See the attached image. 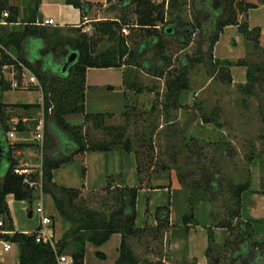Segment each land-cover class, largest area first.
<instances>
[{"label": "trees", "instance_id": "obj_1", "mask_svg": "<svg viewBox=\"0 0 264 264\" xmlns=\"http://www.w3.org/2000/svg\"><path fill=\"white\" fill-rule=\"evenodd\" d=\"M8 2L9 0H0V14L5 10H9L7 20L13 21L15 17L12 14L16 11ZM66 3L79 8L83 14H86L92 6L91 2L84 0H66ZM130 6H135L136 25L139 28H144L147 34L132 50L128 48L124 39L119 37L116 47L97 52L95 40L87 32H83L81 28L77 29L80 35L68 39L63 45V50H61V43L53 45V39L45 27H38L34 24L38 19L37 11L22 32L3 33L0 26V145L2 153L8 159L5 165H0V217H3L5 223L3 228L14 231L12 234H4L3 238L18 245L20 264H58L57 255L67 253V251L73 259V264H85L87 242L101 246L115 233L122 235V241L119 248V257L113 264H163L159 260L139 258L131 244L132 238L140 237L147 231H160L163 228L167 231L171 227L169 204L157 207L156 218L158 224L155 227L150 225L138 227L136 224V205L139 189L146 180L148 186H150L153 178L152 174L147 177L143 176V167L149 168L150 163L143 164L140 146L154 143L156 132L154 130L161 128L162 124L159 122V124L154 123L156 117L162 116L164 118L163 131L166 134V142L169 143L168 148L172 151L176 149L175 152L169 154L171 163H163L161 170L170 171L172 168V171V163L174 166L178 164L180 146H185L190 150L185 155V163L197 167L200 173V178L195 179L188 186L184 175L178 174L177 169L174 168L176 178L189 191V208L185 224H198V204L203 200L212 202V198L204 195V190L208 195L212 194L213 197L217 198V195L222 194L223 188L221 183L224 180L223 175L218 170L210 172V168L204 159L202 143L205 141L188 137L187 130L180 125L178 117L171 114L172 109L178 110L182 107L179 101L182 91L192 87L189 80V71L196 63H203L212 76L216 74L228 84L233 82L231 73L233 66L246 67L247 82L240 83L238 87L248 93L255 94L259 98L264 112V62L253 65L241 58L237 60L218 59L213 55L214 46L220 39L224 28L228 25H238L240 32L244 34L247 40L253 42L256 47L263 48L260 46V28H250L248 21V10L257 7L258 4L249 0H204L200 4L204 19L201 20L197 17L196 25H187L183 22L185 27L178 37L180 44L187 45L190 38L196 33V29L200 28L199 57L190 54L180 55L177 58V67L164 57L158 65H155L152 60L143 61L142 65L147 69L165 71L169 74V77L166 80L164 102L161 104L160 112H156L157 107L154 104L149 111H146V115L151 117V123L150 125L147 122L143 123L141 132L132 129L134 123L132 124L129 119L131 117V111L129 110L124 112L128 116V120L120 125H109L107 123L108 117L113 116L110 113L86 111L88 68H125L130 66L132 63L128 58L140 57L148 49L161 47L163 45V34L173 35L176 25L172 24L182 22L180 16L168 22L164 3L155 4L152 0H121V8ZM176 6L177 3L173 0L170 8L173 9ZM98 22L100 23H98L97 31L103 30L107 34L114 35L116 33L115 28L119 27L118 22L114 20ZM126 23L131 24L130 22ZM170 27L172 28L171 31H169ZM35 43L41 44V57H36L32 53ZM10 45L16 46L19 50L16 58L8 52ZM72 52H76L77 57L74 62L67 65L64 71L63 67ZM48 55L52 56L53 62L56 63V71H53L48 62L44 60ZM9 65H13L18 69L16 77L19 86H21V76L25 75L26 69L35 74L39 85L30 88L42 90L43 101L41 103L8 104L3 102V92L13 89L12 80H8L4 73V67ZM134 85L135 83L130 84V86ZM136 90L142 92V87H138ZM195 106L197 114L203 122L214 123L218 127L223 126L219 121L216 109L210 112L202 110V105L197 101ZM42 109L44 110L46 122L45 138L46 131H48V134L52 133L58 145L56 149H50L49 145L48 147H46V144L44 145L43 190L54 197L59 213L72 223L63 238L58 241L57 251L49 243L37 241L38 228L30 233L15 230L7 202V196L10 194H13L17 200H31L34 197V189L25 181L26 176L14 172V168L19 164L15 151L30 145V143H10L6 137L7 132L15 129L19 133H28L30 131L28 121L38 115ZM73 114H81L84 120L83 123L71 124L68 121V116ZM15 117L18 119L17 123H14L13 119ZM37 122L38 120L34 121V127ZM92 127L103 129L108 137L93 141L91 138ZM62 137L66 138L63 145L64 140ZM262 138H264V135ZM113 149H121L136 154L140 186L124 185L122 180L119 184H116L115 182L119 177L110 176L104 191L112 195L114 199L115 206L112 209L100 210L76 205L75 202L81 197L84 187L68 188L57 184L53 180V171L72 161L83 162L82 172L83 177H85V153L87 151H110ZM255 157V155H250L249 160H253ZM151 159L150 156V161ZM197 170L191 169L188 171V177H195L198 173ZM167 176L171 178L170 173ZM31 179L34 181L39 180L37 174H32ZM249 190L250 180L233 185L231 192L233 194L232 199L236 202L235 207L226 203L229 208L225 220L216 223L215 226H207L209 245L206 255L211 264L212 260L215 262L220 260V252L214 248L216 243L214 228L220 227L233 232L236 229L234 219L239 220L237 227L240 229L241 236L239 241L233 244L238 246V250L234 252L232 260L242 259L243 262L249 264H264V243L259 244L253 241V246L256 248L261 247V249L252 251L251 238L254 232L252 222L241 218L242 195ZM103 204L107 206L108 201ZM97 254L101 255V252L97 251Z\"/></svg>", "mask_w": 264, "mask_h": 264}, {"label": "rangeland", "instance_id": "obj_2", "mask_svg": "<svg viewBox=\"0 0 264 264\" xmlns=\"http://www.w3.org/2000/svg\"><path fill=\"white\" fill-rule=\"evenodd\" d=\"M152 1L155 4L164 3V9L165 11H167L166 19L168 20V22H171L178 16L181 17L182 22L180 24H172L176 25L173 35L163 34V45L161 47H153L151 49H148L140 57L128 58L132 64L124 68L126 75V85L130 86V84L135 83L134 86H130L132 88L131 90H136L138 87H142V95L137 100V104L135 106L132 105L134 102H136L135 97H132L131 101H129L130 105L124 106L125 111H131V117L129 119L132 124L134 123L132 129L136 132H141L143 130L141 126L143 123L147 122V124L149 123L150 125L151 117L146 115V111H149L153 104L157 107L156 112H160L162 108L161 104L164 102L166 80L169 77V74L165 71H157L153 70L152 68L147 69L142 65L143 61L152 60L155 65H158V63L164 57L167 58L175 67H177V58L180 55L190 54L195 57H199L198 48L200 42V28L196 29V33L190 38V41L187 45L180 44V42L178 41V37L185 27L184 24L196 25L197 17H199L201 20L204 19L202 16L203 13L200 10V4L204 0H175L177 6L173 9L170 8V4L173 0ZM249 1L258 5L264 2V0ZM120 4L121 0H113L112 4H110V6L105 10L112 11V15L104 21L114 20L119 24V27L115 28L116 33L114 35L111 33H104L103 30L97 31L98 23L100 22H92L93 25L87 32L88 35L95 40L97 52L116 47L119 42V37H122L124 39L126 45L130 50L135 49L138 43L142 41L147 35L144 31V28H139L136 25L137 14L135 13V6L120 8ZM126 22H130L131 25L128 26ZM77 29L78 28H62L57 30L53 29L49 32L51 38L53 39V45H58L61 43L62 46L60 48L61 50H63V45L68 41V39L75 38L80 35ZM40 46L41 44L35 43L34 50H32L33 55L36 57H41ZM262 49L263 48L256 47V45L251 42L250 44H247L245 51L240 54L239 58L244 59L248 63L253 65L256 63L260 64L264 62V50ZM44 60L48 62V65L53 71H56L57 66L56 63L53 62L52 56L48 55L44 58ZM94 69L97 71L91 72V75L96 74L99 81H104V83H107V78L111 80L114 77V74L112 72H109L108 69ZM25 72V75L21 76V87H19V90H12L4 94L3 101L27 103L37 100L40 93L30 91L34 90L31 88L34 87L35 84L29 85L28 81L31 73L29 71ZM6 77L8 80L11 79V76L9 74H7ZM189 80L191 86L197 92H199L196 101L202 105V110L210 112L216 109L219 115V121L222 123V128H224L225 130V135L222 138H219L215 141L203 140L205 142L202 143L204 159L208 167L210 168V172L218 170L221 172L224 178V180L221 182L223 185L222 194L219 196L217 195V198L213 197L214 195L212 194L208 195L204 190V195L208 196V198H212V202H210L212 216L211 225L215 226L216 223L223 222L225 220L229 208L226 203L235 207L236 202H234L235 200L232 199L233 194L231 192V187L236 184L245 183L248 180L252 181L253 179L257 182L258 179H263L264 177V138H262V136L264 135V112L261 107V102L255 94H251L242 90L240 87H238L240 83L238 84L232 82L231 84H228L227 82L223 81V79L219 78V76H217L216 74L212 76L206 70L203 63L198 62L190 69ZM94 89L101 90L102 88L94 87ZM106 90L107 89L105 87L104 92L106 94H103V96L108 95V92ZM150 92H152V95ZM184 94H187L189 95V97H191L189 98V101L190 99H192L193 92L191 90H185ZM104 98H109V96ZM124 110L118 112H105L113 115L111 117H108L107 123L109 125L124 124V122L128 120V116L124 114ZM179 111L180 109H172V116L178 117ZM80 115L81 114L70 115L68 116V120L70 122L73 121L74 123H76L78 121H76L75 119L80 118ZM196 115L198 114L195 112V114H193V116H191L189 119H192ZM38 118V115H36L32 120L30 119L28 121L30 127V131L28 133L15 132L20 136H26L28 138V143H30L31 147L35 148L37 154H39L40 157L41 150L38 143L34 140H31L33 138L35 128L34 121L38 120ZM158 122L164 123V118L162 116L156 117L154 123L159 124ZM157 129L154 130L156 131L153 140L154 143L152 145L147 144L145 146H140L141 160L143 164L150 163L149 168H146L145 166L143 167V176L147 177L148 175L152 174L153 178H155L160 176V174L170 173L171 175L177 177L175 174V169H177L178 174L184 175V177L186 178V185H191V183H193L195 179L200 178V173L199 170H197V167L195 168V166L187 165V163H185V155L187 154V152H190L187 147L180 146L181 151L178 155V164L177 166H174L172 163V171V168L170 169V171L161 170V165L163 163H171L169 154L171 152H175L176 149L172 151L168 148L169 143L166 142V134L163 131V128L161 127ZM107 137L108 135L103 129L92 127L91 138L93 141H99ZM8 139L14 142L17 141L16 138L13 139L9 137ZM62 139L64 140L62 143L63 145L66 138L62 137ZM45 140L46 147H48L49 145L50 149L57 148L58 145L54 136H52V133L48 134V131H46ZM193 147L195 148V146ZM250 155H255L256 157L253 160H249ZM150 156L152 157L151 161ZM39 157L37 158V160L39 159ZM38 162L39 161L35 160L34 163H31L30 165H35ZM82 168L83 167L80 166V172H82ZM191 169L197 170L198 173L195 175V177H188V171H190ZM119 179H117L115 183L120 182ZM144 183H146L147 186L149 185L147 180ZM183 188L185 187L183 186ZM185 189L187 190V193L189 195L188 189ZM146 199V196H142V199H139L138 201V218L139 216L141 218L140 214L142 210H145ZM51 200L52 198H47V203ZM105 201H108L107 206L103 204ZM50 203H52V201ZM75 203L79 206L91 207L100 210H109L115 206L112 195L105 192L104 189L82 191L81 197L76 200ZM33 207L35 208V205ZM62 217L70 223L71 227V221L64 216ZM26 218H29L27 213ZM238 222L239 220L234 219L236 229L233 232L225 229L223 230L224 237L222 236L223 238L221 242H216L214 245V248H216L220 252V260H216V262L212 260V264H249L243 262L242 259H236L235 261L232 260L234 252L238 250V246L233 244H236L241 236L240 229L237 227ZM138 224L140 225V222ZM146 225L148 224L146 223ZM198 233H200L202 236H207V233L205 231L199 230ZM114 241H116L115 237H113L110 242H108V244H111ZM253 241L254 237L251 238L252 251L261 249V247L256 248L255 246H253ZM131 244L136 255L141 259H152L156 261L159 260L163 264H195V262L191 260L171 259V250L169 248L168 242L166 241L165 228L161 229L160 231H147L140 237L132 238ZM110 252L113 253L112 250ZM67 253L69 254V251H67ZM15 255L17 256L16 249ZM86 256L88 264H100L101 262V257L99 258L91 248L87 250ZM164 258H167L166 261H164ZM110 262L111 257L101 264H109ZM209 264H211V261H209Z\"/></svg>", "mask_w": 264, "mask_h": 264}, {"label": "crops", "instance_id": "obj_3", "mask_svg": "<svg viewBox=\"0 0 264 264\" xmlns=\"http://www.w3.org/2000/svg\"><path fill=\"white\" fill-rule=\"evenodd\" d=\"M84 1L92 3V6L86 14H83L82 11L74 5L66 3V0H9V5L13 6L14 11H16L12 14L15 19L13 21H8L6 17L7 23L0 24L3 30L2 32L24 31L26 25L35 16L36 11L38 19L34 24L38 27H45L48 32L53 29L57 30L62 28H81L83 32H88L93 25L92 22L107 20L108 17L112 15V11L105 10L112 4L113 0ZM47 18H52L54 20L53 24L40 23ZM0 19H4L2 14H0ZM248 21L250 28H260V46L264 48V2L248 10ZM250 43L251 41L247 40L244 34L240 32L238 25H228L224 28L220 39L215 44L213 55L218 59L237 60L240 54L245 51L247 44ZM25 46L24 44V47ZM8 52L14 58L19 54L18 48L14 45L9 46ZM105 69H108L109 72L114 74L113 79H106V81H108L107 83L99 81L96 74L91 75V72L97 71L94 68H88L87 70L86 111L102 113L122 111L125 109V105H130L129 101H131L132 97L136 99V102L132 105H136L137 100L142 94L141 92H137V90H131L132 88L126 85L125 69ZM26 71L29 70L26 69ZM29 72L31 73V71ZM4 73L5 75L9 74L11 76L10 80L13 82V89L4 91L2 100L4 94L12 90H19V87H21L19 85L17 87L14 86V84L17 83L16 75L18 73V69L15 66H5ZM231 73L234 83L244 84L247 82L246 67L239 65L233 66ZM28 83L29 85H33V83L29 81ZM35 86L38 85L35 84ZM94 87H101L102 89H94ZM105 87L108 95L103 96V94H106L104 92ZM33 89L34 90L30 91L38 92L40 95L34 102L27 103H41L43 100L42 90L39 88ZM188 90L193 92L192 99H190L191 102L189 101L191 97L184 94L185 90L182 91L179 99L182 107L180 108L178 116V122L181 126L186 128L187 136L207 141H215L222 138L225 135L224 128L218 127L214 123L203 122L199 115L189 119L195 112L197 113L195 102L199 92L193 87ZM150 93L152 95V92ZM108 96L109 98H104ZM3 102L8 104L17 103L8 101ZM15 119L17 118L13 120ZM75 120L78 122L74 123L73 121H68L71 124H81L84 121L82 115ZM161 127H164V123L161 124ZM16 136L17 141L15 142H28L22 139L24 136H20L19 134ZM9 142L14 143V141ZM15 154L19 160L18 165L31 164L34 163L35 160L40 161L39 154H37L35 148L30 145L16 150ZM38 157L39 159L37 160ZM7 160L8 159L5 158L1 151L0 165H5ZM84 163L86 165L85 177H83L82 172H80V166L83 167V162L72 161L54 170L53 180L57 184L68 188L84 187L83 191L104 189L110 176L119 177V180H122L124 185L140 186V178L137 171V157L134 152H127L121 149L87 151L84 155ZM250 183V190L244 192L242 195L240 213L243 220H251L254 229V241L261 244L264 243V177L263 179H258L257 182L253 179ZM116 184H119V182ZM142 196L147 197L146 206L145 210H142L140 214L141 218L140 216L138 218V201L142 199ZM47 198H52V203H50L51 201L47 203ZM41 200L44 204L45 214L52 220L51 227L54 236L59 241L69 230L70 223L59 213L54 197L48 192H44L43 195H40V193L34 195L32 199L33 216H28L29 218H26V213L28 214L31 208L29 200H17L13 194L7 196L14 228L17 231L30 233L39 227L40 217L34 211ZM167 204L170 205L171 227L166 231V241L171 250V259L191 260L194 261L195 264H209L210 260L206 255V250L209 245L207 226L212 224L211 203L208 200H203L198 204V224H185V218L189 208V195L187 190L183 188L174 175L168 178L167 174L163 173L158 177L152 178L150 186H147L146 183L141 186L138 192L136 205L137 226L144 227L146 223L150 226H156L158 224L156 209L159 206H165ZM34 205L35 208L33 207ZM0 219H3V217H0ZM139 222L140 225L138 224ZM199 230L205 231L207 236H202L198 233ZM223 230L224 229L220 227L214 228L217 243L221 242L224 237ZM9 231H12V233L14 232L13 230ZM113 237L116 238V241L108 244ZM121 241L122 235L120 233H115L101 246H96L93 243L87 242L86 254L87 250L91 248L99 258L101 257L100 264L107 261L110 257L111 262L109 264H113L119 257ZM15 249L17 250V256L15 255ZM111 250L113 253L110 252ZM97 251H100L101 255H98ZM3 258L2 264H20L18 245L12 243V248L4 253ZM166 259L167 258H164V261H166ZM85 264H88L86 255Z\"/></svg>", "mask_w": 264, "mask_h": 264}, {"label": "built area", "instance_id": "obj_4", "mask_svg": "<svg viewBox=\"0 0 264 264\" xmlns=\"http://www.w3.org/2000/svg\"><path fill=\"white\" fill-rule=\"evenodd\" d=\"M2 15L4 16V19H0V24H6L7 22L5 18L9 16V11L5 10L2 13ZM53 22L54 20L52 18H47V19L42 20V22L40 23L41 24H53ZM29 82L39 85V81L37 77L32 72L29 77ZM14 86L17 87L18 83H15ZM38 117H39L38 122L34 128V134L31 140L36 141L39 145V148L41 150L40 161L35 165H30L28 163L25 165H17L14 168V172L17 174L26 176L25 181L30 185V187L34 189V195L36 193H40V195H43L44 193V190H43V175H44L43 151H44V145H45V129H46L45 114H44L43 109L38 113ZM17 122H18V119L14 120V123H17ZM15 131L16 130L13 129L7 132V138L9 137L13 139L17 138L16 134L19 132L16 131L17 132L16 133ZM22 139L27 140L28 138L23 137ZM8 140L12 141L10 139ZM32 174H37L39 180H36V181L32 180L31 179ZM34 212L38 214L40 217V225L37 229V237H36L37 241L49 243L53 247V249L57 251L58 250V247H57L58 240L55 238L52 227H51L52 220L47 214H45L44 204L42 200L39 201V204L35 208ZM4 224H5L4 220L0 219V264H2L3 262L4 253L9 251L12 248V243L9 240H6L3 238L4 234H12V231L5 230L3 228ZM57 263L58 264H73V259L71 255L67 253H62V254L57 255Z\"/></svg>", "mask_w": 264, "mask_h": 264}, {"label": "water", "instance_id": "obj_5", "mask_svg": "<svg viewBox=\"0 0 264 264\" xmlns=\"http://www.w3.org/2000/svg\"><path fill=\"white\" fill-rule=\"evenodd\" d=\"M169 31H171V28H169ZM76 57H77V53H76V52H72V53L68 56L67 61H66L65 65H64V67H63V70H64V71L66 70L67 65H68L69 63H72V62L75 61ZM1 151H2V147H1V145H0V152H1ZM29 204H30V207H31V208H30V210H29V212H28V216H29V217H32V216H33V209H32L33 201H32V199L29 200Z\"/></svg>", "mask_w": 264, "mask_h": 264}]
</instances>
